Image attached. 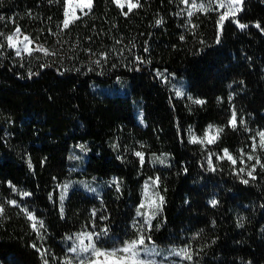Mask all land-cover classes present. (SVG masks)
I'll use <instances>...</instances> for the list:
<instances>
[{"label":"trees","instance_id":"obj_1","mask_svg":"<svg viewBox=\"0 0 264 264\" xmlns=\"http://www.w3.org/2000/svg\"><path fill=\"white\" fill-rule=\"evenodd\" d=\"M139 2L125 16L113 0H93L62 30L65 0H0V264H70L62 239L84 230L106 250L142 230L146 243L187 247L189 264H264V169L256 166V179L246 174L255 157L264 164V0H245L219 36L217 8ZM17 26L56 55L17 57L5 39ZM160 71L184 77L189 94L175 96ZM116 81L126 83L124 93L93 89ZM209 125L222 129L215 143L190 142ZM224 149L236 165L217 158ZM155 153L170 163L151 165ZM70 168L105 187L99 195L73 188L61 207L59 184ZM149 177H159L163 196L150 228L138 216Z\"/></svg>","mask_w":264,"mask_h":264},{"label":"snow or ice","instance_id":"obj_2","mask_svg":"<svg viewBox=\"0 0 264 264\" xmlns=\"http://www.w3.org/2000/svg\"><path fill=\"white\" fill-rule=\"evenodd\" d=\"M181 2L185 5H187L189 3V0H181ZM113 3L122 10V14L127 16L128 13L132 12L133 9L139 8L140 2L139 0H136V2L134 3L133 0H127V12H124L123 9L125 8V2L124 0H113ZM245 3V0H228V4H227V11L224 12L218 20V25H219V30H218V36L220 34V31H222L223 28V23L224 21L228 20L230 17H235L240 11L243 10V5ZM213 4V0H208V7L211 8ZM93 6V0H65V12H64V16L65 19L62 21V30L63 29H68L69 26L75 22V20L79 19V17L76 15V9L79 8L82 12L84 11V9H88L89 11L92 9ZM221 8L225 7L223 0H221L220 5ZM192 9H196V10H207L205 9V5L203 3H201L199 5V8L197 7V4L195 3V0H193V3L191 5ZM87 14V13H85ZM193 11L189 10L187 15L189 18H191L193 16ZM0 19H3V17H0ZM234 23L237 24V26L240 29H244L247 28L248 25L244 24V23H240L238 20H234ZM161 23V21H157V24ZM256 28H260V24L257 23L254 25ZM193 27H195V25H193ZM262 31H264V29H262ZM20 33H21V28L19 26H17L14 30V33L11 35H7L6 36V41H7V46L11 49H13L15 51V55L17 57H20L21 59L24 58V55L26 54L29 57L33 56V53L35 52H42L44 54V56H49V55H56V53L54 51L50 52L47 48H45L43 45H39L37 44L35 47H32L33 45V40L28 36V35H24L23 36V40L20 39ZM3 33H0V36H3ZM181 39H183V37H181ZM217 42H219V39L217 40ZM117 43H119V41H117ZM22 45V46H21ZM4 44L0 43V48H3ZM88 51H91L90 49ZM145 51H147V48H145ZM101 56L103 57V59H107L108 58V53L104 52L101 53ZM137 60H139V57H137ZM143 61H141L142 63ZM96 64H100L101 61L98 59L95 61ZM47 67L46 64H42L41 68ZM29 75L31 76L32 73H29ZM158 76L163 77L165 80H167V77H164L163 73H157ZM177 96H183L184 93L182 91H177L176 92ZM189 99H192L191 97H189ZM193 103L195 104H203L204 101L203 100H193ZM229 125L231 127H236L237 126V114L235 112V110H232V115L231 118L229 120ZM212 130H213V125H209L208 129L206 130L204 137L200 138L197 137L194 133L191 135L190 138V142L191 143H200V144H213L215 143V141L219 138V133L222 131V129H217L216 130V134L212 135ZM259 138H260V147L264 148V131H261L258 133ZM255 140V137L253 138ZM84 146L81 145V148H83ZM255 144H253V152L255 151ZM223 156H219L217 157L218 159H224L227 158V160H229L231 162L232 165H236L237 160L236 158H234L231 154H229L227 149L223 150ZM135 155L137 157L140 158V163L143 165L144 163V153L137 151L135 152ZM248 160H252L254 159L253 155H248ZM159 159V158H157ZM256 159V164L252 165L251 170H249L246 174L248 177H250L251 179H256V177L253 175V173L256 171V166L259 165L262 169H264V164L261 163L259 157H255ZM161 163H163V160H160ZM208 165L210 167V169L212 171H215V166L213 165V161H212V154L209 153V157H208ZM29 166L31 167V164H29ZM245 171L244 168H240L239 171L237 172V175H239L240 173H243ZM151 179V178H150ZM159 181V177H157L152 183H158ZM242 182L244 184H248L249 180L248 179H243ZM9 186H11V183L9 182ZM67 188V185H65V189ZM145 190L147 192L148 190V184L146 183L145 185ZM23 195L25 196H30L31 193H24ZM62 199V198H61ZM160 203H163V197L160 196L159 197ZM8 203L14 205V206H18L16 204V201H9ZM213 204V206L217 203V201L213 200L211 202ZM145 203H141L139 205V208H145ZM147 207L149 209L155 207V208H159V205L157 204L156 200L151 199L148 201ZM4 208L3 205H0V214H3ZM24 211L27 214V218L30 221H33L32 223V228L34 231H37L39 233V229L37 228V223H36V217L34 216V214L27 212V209H24ZM139 215H143L146 217L145 219V223L148 225V227H151V220L155 218L156 213L155 212H145V213H141L138 212ZM40 227H43V222L39 221ZM107 230H105L106 232ZM139 235L132 239L131 241L125 242L124 247L122 248H114L111 250H106V249H101L98 248L96 246L95 243H89L87 245L84 244V240L87 239L89 241H92L93 239V233H82L80 234V236L78 237V239L80 240V244H81V248L79 249L82 252H91L92 257L89 258V260L87 261V264H152V262L146 261L142 256H141V248H144L147 251V246H146V239H151L150 237H146L144 232L142 230H138ZM95 235H99V234H95ZM71 239V238H69ZM33 247L35 248L36 245L34 244ZM38 251H40V249H37ZM72 252H77V248H72L71 249ZM42 255L46 254V250L45 252L41 253ZM177 255L182 256L185 259L191 260L192 259V255L191 253L187 250V249H181L179 253H177ZM45 264H48V261L45 260ZM80 264H85L84 260H81Z\"/></svg>","mask_w":264,"mask_h":264},{"label":"rangeland","instance_id":"obj_3","mask_svg":"<svg viewBox=\"0 0 264 264\" xmlns=\"http://www.w3.org/2000/svg\"><path fill=\"white\" fill-rule=\"evenodd\" d=\"M125 6H127V0H124ZM135 3L136 0H133ZM221 0H213V4L211 8H217L218 10H221L222 12L227 11V4L228 0H223V3L225 7L221 8L220 5ZM193 3V0H189V5L191 7ZM195 3L197 4V7L199 8V5L203 3L205 5V9H210L208 7V0H195ZM88 9H84L86 11ZM83 11V12H84ZM82 12L79 8L76 9V15L78 16L79 13ZM65 19V18H64ZM27 35L26 33L22 32L20 33V39L23 40V36ZM38 43L33 41L32 47H35ZM22 46V45H21ZM159 73H163L164 77H167V80H165L163 77L161 79L166 83V85L169 87V89L174 93L175 96L177 91H182L184 93L183 96H177V97H184L189 94L188 91V84L187 80L184 77H179L175 74H170L167 73L166 71H160ZM93 89L96 91H101L103 93H124L127 90V85L125 82L122 81H116L111 85L107 86H102L98 84L93 85ZM219 129L217 126L213 125V130H212V135L216 134V130ZM204 136L200 137L203 138ZM159 158V159H157ZM163 160V163L160 162V160ZM171 157L167 153H155L151 154L149 156V161L151 165L153 166H167L170 163ZM70 176L66 179H64L60 184H59V199H60V205L63 207L65 199L73 188H80L83 189L84 191L99 195L103 188L105 187V181L97 178V177H76L74 176L76 170L70 168ZM151 178V179H150ZM157 177H149L145 180L143 187H142V200L141 203H145V208H139L138 212L145 213V212H155L157 216L160 208H161V203L159 200V197L162 196L158 183L153 184L152 182L156 179ZM146 183L148 184V190L146 192L145 190V185ZM65 185H67V188L65 189ZM163 197V196H162ZM62 198V199H61ZM154 199L156 200L157 204L159 205V208H151L149 209L147 207L148 201ZM140 203V204H141ZM138 216L145 222L146 217L143 215ZM153 219L151 220V222ZM82 233H92L91 231L84 230V231H79L71 234H67L63 237L62 243L66 247V249L71 253V263L70 264H80L81 260L85 261V264H87V261L89 258L92 257L91 252H82L79 249L81 248L80 240L78 237ZM71 238V239H69ZM89 243H95L94 242V235L92 241H89L87 239L84 240V244L87 245ZM147 246V251L144 248H141V256L146 260V261H151L152 264H189L188 259L183 258L180 255H177V253L180 252L181 249H187V247L184 246H169V247H161L158 246L155 243H146ZM77 248V252H72V248ZM189 251V250H188ZM190 252V251H189ZM179 259H175V258Z\"/></svg>","mask_w":264,"mask_h":264}]
</instances>
